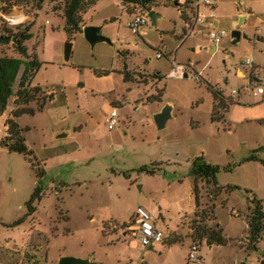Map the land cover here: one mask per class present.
Instances as JSON below:
<instances>
[{"label": "rangeland", "instance_id": "1", "mask_svg": "<svg viewBox=\"0 0 264 264\" xmlns=\"http://www.w3.org/2000/svg\"><path fill=\"white\" fill-rule=\"evenodd\" d=\"M10 1L0 6V36L33 24L24 45L40 67L30 87L53 99L17 120L31 158L0 144V264H57L63 257L186 264L194 222L204 215L200 225L220 230L224 245L210 250L199 244L204 264L264 261V236L251 247L246 224L253 197L264 212V98L249 94L264 79V0H216L213 11L202 9L226 34L218 45L208 43L206 31L185 36L187 16L165 0L126 12L118 0H97L81 14V25L99 27L110 42L94 47L82 31L71 38L64 32V0ZM150 11L160 16L156 25L147 18L145 35H132L126 27L131 15ZM4 17L19 24L9 26ZM66 43L72 45L68 60ZM0 55L15 56L12 42L0 43ZM249 59L251 67L239 66ZM207 87L235 103L224 121H211ZM13 99L0 116V142ZM167 106L170 119L158 129L154 118ZM113 108L117 123L110 131L105 118ZM252 156L256 161H248ZM199 157L218 167L217 186L232 190L215 197L211 186L199 183L196 209L190 169ZM144 166L155 173L140 172ZM37 188L40 199L29 213ZM139 207L166 244L178 242L144 248L128 230Z\"/></svg>", "mask_w": 264, "mask_h": 264}, {"label": "trees", "instance_id": "2", "mask_svg": "<svg viewBox=\"0 0 264 264\" xmlns=\"http://www.w3.org/2000/svg\"><path fill=\"white\" fill-rule=\"evenodd\" d=\"M40 1V0H38ZM97 0H64L63 9V20H64V32L71 38L76 33L82 31V19L81 14L84 13L88 8L93 6ZM124 10L140 6L143 9L149 10L151 4L155 0H151L149 3L142 5L140 0H118ZM11 2L10 0H0L1 4ZM183 19V15H181ZM33 24H27L21 29H16V32L10 37L0 36V43L7 44L12 42V49L15 56L0 55V116L5 112L8 105V101L13 99V110L9 116L5 119L3 126L5 127V137L1 140L0 144L6 148L9 152L17 153L25 157L31 158L33 153L25 145V130L20 128L17 120L23 115H34L40 113L46 102L52 101L53 95L44 94V90L39 86L30 87L31 82L40 67L39 62L34 55L30 54L25 47V43H28L33 35L30 32ZM19 27V26H18ZM126 69V68H125ZM124 83H129L130 79L128 72H121ZM104 76L108 73L104 72ZM17 84V91L14 92V86ZM208 91L212 96V107H211V121L220 122L224 121L229 108L235 103L228 102L225 100L223 93L218 89H212L207 87ZM34 103V107H30ZM248 161H256L255 157L252 156ZM264 164V163H263ZM140 172L147 174H154L156 169H148L146 166L139 169ZM218 173V167L207 164L203 161L202 157L195 158L191 163L190 175L192 177V196L195 201L196 209L200 207V196H199V183H204L207 186H211L214 191L215 197H218L227 190L231 191L232 188L228 187L222 189L217 186L216 174ZM234 189V188H233ZM41 189H35L34 193L30 197L27 203L29 213L34 212L32 207L33 203L40 199ZM251 206L248 208L249 214L247 218V229L248 236L247 241L251 247H255L257 243L264 236V212L262 209V202L255 199H251ZM207 213L205 211L203 215ZM214 213V207L208 209V214ZM196 217H199L197 214ZM205 217V215H204ZM203 217V218H204ZM197 221L194 222L195 227L191 235L192 243L201 242L205 240L207 245H222L223 240L221 238L220 230L213 231L200 225ZM197 224V225H196ZM174 242H178L174 241ZM174 242L167 243L170 245Z\"/></svg>", "mask_w": 264, "mask_h": 264}, {"label": "built area", "instance_id": "3", "mask_svg": "<svg viewBox=\"0 0 264 264\" xmlns=\"http://www.w3.org/2000/svg\"><path fill=\"white\" fill-rule=\"evenodd\" d=\"M174 5L178 11L184 16H187V20L183 22V30H185V36L195 37L201 34L203 31L207 32L208 43L217 45L224 37L225 32L218 30L215 26V22L211 21L213 17L205 16L202 9H210L214 5L215 0H165ZM0 6L4 4L0 3ZM9 26H17L19 21L15 17H4ZM148 15L134 14L126 24L127 29L134 36L143 37L144 28L147 24ZM160 54H156V58H160ZM252 60H246L241 62L239 66L241 68L251 67ZM244 78V76H242ZM198 80V78H195ZM263 84H260V83ZM261 82L249 89V94L252 98L261 101L264 98V79ZM259 83V84H258ZM235 94V92H231ZM105 123L108 129L111 131L114 129L117 123V110L111 109L109 115L105 118ZM133 238L137 239L141 245L151 247L155 244L162 243L165 236L161 230H159L153 223L149 214L143 208H137L132 225L128 227ZM200 245L198 242L192 243L189 247L186 264H204L202 257L199 254ZM242 264H249L244 262Z\"/></svg>", "mask_w": 264, "mask_h": 264}, {"label": "water", "instance_id": "4", "mask_svg": "<svg viewBox=\"0 0 264 264\" xmlns=\"http://www.w3.org/2000/svg\"><path fill=\"white\" fill-rule=\"evenodd\" d=\"M151 0H140L142 5H145L149 3ZM158 15L154 13L153 11L148 12V18L152 21L153 25H156V21L158 19ZM83 36L85 40L88 42V44L91 47H94L96 44L101 43V42H106L109 43V39L106 37L102 36L100 34V28L99 27H94V26H87L84 27L82 30ZM231 39L232 43H236L240 39V33L237 30H234L231 33ZM71 47L72 45L70 43L65 44L64 48V57L65 60H68L70 57L71 53ZM184 78L187 77V75H183ZM170 112L171 109L170 107H165L162 109V111L157 114L154 118L155 124L158 129H163L166 122L170 119ZM149 250H151V247H149ZM57 264H93L89 260H83V259H77L73 257H63L61 258ZM260 264H264V261H262Z\"/></svg>", "mask_w": 264, "mask_h": 264}, {"label": "crops", "instance_id": "5", "mask_svg": "<svg viewBox=\"0 0 264 264\" xmlns=\"http://www.w3.org/2000/svg\"><path fill=\"white\" fill-rule=\"evenodd\" d=\"M215 2H216V0H215ZM215 2H214V5H213V7H212V10H210V9H208V10H210V11H213V10H214V8H215ZM123 9H124V8H123ZM125 12H126V11H125ZM180 15H182V14L180 13ZM211 16H212V15H211ZM131 17H132V15H131ZM131 17H130V18H131ZM159 17H160V16H159ZM159 17H158V19H159ZM212 17H213V16H212ZM214 22H215V26H216V28H217V22H216L215 20H214ZM232 24H233V26H234V24H237V23H236V21H233ZM83 27H86V25H83L82 28H83ZM217 29H218V28H217ZM144 32H145V30H144ZM144 35H145V33H144ZM137 37H138V36H137ZM220 42H221V41H220ZM220 42H219V43H220ZM219 43H218V44H219ZM218 44H217V45H218ZM238 74H240V72H238ZM238 74H237V75H238ZM211 107H212V106H211ZM12 110H13V109H12ZM12 110H11V111H12ZM11 111H10V112H11ZM10 112L7 114V116L4 117V121H5V119L9 116ZM170 113H171V112H170ZM3 114H4V113H3ZM3 114H2V115H3ZM2 115H1V116H2ZM4 121H3V122H4ZM3 127H4V126H3ZM4 128H5V127H4ZM5 130H6V129H5ZM232 213H233V212H232ZM166 238H169V236L166 237ZM190 240H191V239H190ZM191 242H192V241H191ZM203 243H205V241L202 242L201 246L203 245ZM165 244H166V243L163 241V245H165ZM222 246H224V245H216V244L207 245V247H208L210 250H212V249H214V248H220V247H222ZM200 250H201V248H200Z\"/></svg>", "mask_w": 264, "mask_h": 264}]
</instances>
